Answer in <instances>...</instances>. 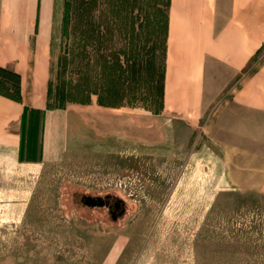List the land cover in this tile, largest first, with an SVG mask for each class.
I'll return each mask as SVG.
<instances>
[{
	"label": "rangeland",
	"instance_id": "1",
	"mask_svg": "<svg viewBox=\"0 0 264 264\" xmlns=\"http://www.w3.org/2000/svg\"><path fill=\"white\" fill-rule=\"evenodd\" d=\"M64 1L52 0L45 98L65 110L61 133L41 163L0 173V264H264V192L226 183L213 111L197 122L162 110L164 0H97L76 18L81 46L67 45L79 38L62 28ZM43 119L26 115L32 148ZM82 194L121 216L79 212Z\"/></svg>",
	"mask_w": 264,
	"mask_h": 264
},
{
	"label": "crops",
	"instance_id": "2",
	"mask_svg": "<svg viewBox=\"0 0 264 264\" xmlns=\"http://www.w3.org/2000/svg\"><path fill=\"white\" fill-rule=\"evenodd\" d=\"M51 25L52 0H0V67L19 77L18 99L0 94L2 174L57 149L65 110L45 109ZM161 104L197 122L212 110L207 132L226 183L264 192V0H169ZM39 110L43 130L32 148L23 124Z\"/></svg>",
	"mask_w": 264,
	"mask_h": 264
},
{
	"label": "trees",
	"instance_id": "3",
	"mask_svg": "<svg viewBox=\"0 0 264 264\" xmlns=\"http://www.w3.org/2000/svg\"><path fill=\"white\" fill-rule=\"evenodd\" d=\"M114 3L118 2L119 0H112ZM97 0H65L63 2V18H62V24L63 27L65 28L66 26V22L68 23V21H70V32H76L78 33V42L75 43V38L76 37H72L70 39L69 44L67 43L68 46H81L79 45L80 42H82V34L84 32V29L82 28L83 24H81L80 26L76 27L75 25V21L76 18H78L79 20L82 21V23H85L84 19L87 15V13L90 10H95L97 11V6L96 5ZM168 5H169V0H164L163 3V7L165 9L166 12V25H167V11H168ZM94 6V7H93ZM65 26V27H64ZM92 30V29H91ZM93 30H96V28L94 27ZM165 35H166V30L164 31ZM163 40V46H165V36ZM164 69V66H163ZM48 86V83H47ZM162 88H163V81H162ZM86 88H81V92L85 91ZM54 95L57 93V86H54L53 89ZM0 94L4 95L6 97H9L11 99H18L19 97V77L17 75V73H15L12 70H9L7 68L4 67H0ZM47 94H48V88H47ZM59 94V93H58ZM55 95V97L60 98H65L64 95L60 96L59 95ZM83 95V94H82ZM81 95V96H82ZM89 95H83L82 99H87ZM59 96V97H58ZM162 96V93H161ZM79 99V98H77ZM81 99V98H80ZM28 144L30 143L29 141L27 142Z\"/></svg>",
	"mask_w": 264,
	"mask_h": 264
},
{
	"label": "flooded vegetation",
	"instance_id": "4",
	"mask_svg": "<svg viewBox=\"0 0 264 264\" xmlns=\"http://www.w3.org/2000/svg\"><path fill=\"white\" fill-rule=\"evenodd\" d=\"M80 195V198H78V201L74 203V207L80 212L79 209L80 205H86L90 206L91 208H94L97 214L106 213V215L109 216L111 220H117L121 216V213L123 211V207L119 202L114 201L113 203H110L108 196H90V195ZM82 212V211H81ZM87 215L90 212H93V210L89 211H83Z\"/></svg>",
	"mask_w": 264,
	"mask_h": 264
}]
</instances>
